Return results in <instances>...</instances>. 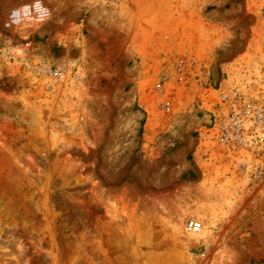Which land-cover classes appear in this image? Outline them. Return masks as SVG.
<instances>
[{
    "label": "rangeland",
    "instance_id": "rangeland-1",
    "mask_svg": "<svg viewBox=\"0 0 264 264\" xmlns=\"http://www.w3.org/2000/svg\"><path fill=\"white\" fill-rule=\"evenodd\" d=\"M260 173L264 0H0V264L258 262Z\"/></svg>",
    "mask_w": 264,
    "mask_h": 264
},
{
    "label": "built area",
    "instance_id": "built-area-1",
    "mask_svg": "<svg viewBox=\"0 0 264 264\" xmlns=\"http://www.w3.org/2000/svg\"><path fill=\"white\" fill-rule=\"evenodd\" d=\"M28 13V10L21 8L19 10V16L21 18H24ZM260 179H264V176H261L260 173ZM204 223L201 220H198L196 218L190 219L186 222V230L190 234L198 235L201 234L204 231ZM264 231V230H263ZM248 250L247 246L244 245L242 250L239 251L237 249H216L214 251V255H210L209 253H202V258L206 261L205 264H239L243 262L244 260H248L250 264H264V252L261 251L260 256L257 260L254 258V256L248 257ZM255 260L256 263H252V261Z\"/></svg>",
    "mask_w": 264,
    "mask_h": 264
}]
</instances>
